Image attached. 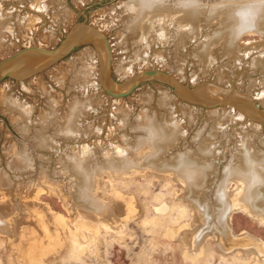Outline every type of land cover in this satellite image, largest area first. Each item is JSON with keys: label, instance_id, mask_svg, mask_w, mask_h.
I'll return each instance as SVG.
<instances>
[{"label": "rangeland", "instance_id": "rangeland-1", "mask_svg": "<svg viewBox=\"0 0 264 264\" xmlns=\"http://www.w3.org/2000/svg\"><path fill=\"white\" fill-rule=\"evenodd\" d=\"M158 1L170 7L172 15L185 5L181 0ZM198 1L199 5H192L202 10L203 17L196 35L183 37L188 21L176 17L170 23L153 25L151 34L141 40L142 32L132 27L129 9L136 0H0V65L32 46L57 49L75 27L88 24L109 40L112 89L124 87L141 71L160 70L183 88L194 91L208 84L231 90L264 111V22L259 29L249 23L239 33L237 57L226 54L221 42H211L210 62H201L197 56L208 33L221 27V20L209 16L213 7L224 3L233 20L234 14L247 11L249 18L248 8L260 11L264 0ZM97 52L95 43L85 41L41 70L0 83V201L7 203L0 202V264L262 263L256 248L246 242L247 238L264 242V221L242 208L250 204L249 191H244L246 201L243 197L240 204L229 207L226 197L232 201L236 193L241 194V181L230 177L225 185L220 184L229 167L239 163L244 142L249 151L264 153V123L241 116L230 103L203 106L186 102L167 81L156 77L143 79L126 97H110L101 87ZM257 59L263 64L255 66ZM77 101L82 103V111L72 124L78 132L62 134ZM14 102L29 111L28 115L23 117ZM214 110L226 117L217 122L216 131ZM150 118L179 128V139L158 155L160 162L171 160L172 164V159L186 152L196 157L198 145L210 138L215 150L206 161L211 166L208 178L189 167L183 174H173L174 170L171 174L136 172L147 167L148 150L157 144L150 133L137 128ZM45 138L48 142L43 144ZM123 154L127 171L93 172L91 185L83 189L85 181L75 169V161L118 163ZM201 180V186L196 184ZM188 183L199 188L193 194L214 212L204 215L188 199ZM259 188L256 205L264 208V185ZM79 189L82 195L76 198ZM217 193L226 203L223 211L215 200ZM88 200L93 204L90 208ZM119 204L118 219L110 220L108 212ZM225 211L231 212L230 219L223 217Z\"/></svg>", "mask_w": 264, "mask_h": 264}, {"label": "bare ground", "instance_id": "bare-ground-1", "mask_svg": "<svg viewBox=\"0 0 264 264\" xmlns=\"http://www.w3.org/2000/svg\"><path fill=\"white\" fill-rule=\"evenodd\" d=\"M42 2V1H41ZM44 2V1H43ZM182 4L185 3V5H181L177 10L179 14L176 15H172L173 10H169V8L163 4V3H159L158 0H136L135 5H129L130 6V10L132 12V17H131V23H132V27H134L135 29H138L140 32H142V38L141 40H144V38H146V36L148 34H151V31L153 29V25H157L159 23H161L162 25L169 22L170 20H172L173 18L177 19H187L188 24H185L184 27V34L182 35L183 37L185 35L187 36H192L194 33V35H196L198 33V28H199V23L202 22L201 17H203V13L201 12L202 10L199 9L198 6H194L192 5L193 3H196L197 5H199V1L198 0H181L180 1ZM225 4L223 3L222 5H218L216 7L212 8V11L209 13L210 18L213 19L217 18L219 20H221V27L217 30L212 31L210 34L208 33L209 37L206 40L205 43H203L202 45L199 46V48L197 49V56L199 57L201 62H207L211 60V55H210V50L211 48L210 45H212L214 43L217 42H221L223 45L222 50L228 54L230 57H237V55H239L238 53V47L236 45V38L239 37V33L241 31L244 30V28L246 27H250L249 24V18H248V11L242 13V15L239 16V13H237L236 15L234 14V20L232 18V15H230L229 12V8H225L224 6ZM221 7V8H219ZM128 9V10H129ZM3 17V16H2ZM1 17V18H2ZM129 18V17H128ZM201 19V20H200ZM204 21V20H203ZM0 22H2L0 20ZM219 22V21H218ZM264 22V4L262 6V8L260 9V14L258 15L257 19H256V23H255V29L256 28H260L261 24H263ZM5 23V22H4ZM3 24V23H2ZM205 25V24H204ZM2 25H0L1 27ZM76 28V27H75ZM257 29V30H258ZM196 30V31H195ZM263 30V29H262ZM8 31V30H7ZM137 31V30H136ZM92 38V37H91ZM146 40V39H145ZM93 43H95L97 50L99 53V58L102 59L103 53H102V45L100 43V41L98 39L92 38ZM185 41V40H184ZM180 42V41H179ZM214 45V44H213ZM249 46V45H248ZM46 58L42 57L38 54H34V53H30L28 55H26L18 64V68L16 70L15 76L17 77V79L19 78H23L26 75H30L33 72L36 71L37 68H39L40 65L44 64V62H46ZM208 63V62H207ZM261 64H263V61L260 59L255 60V66H260ZM81 71V70H80ZM83 71V70H82ZM85 71V70H84ZM85 74V73H84ZM88 75V74H87ZM130 82V81H129ZM112 86V85H111ZM122 87V86H121ZM112 88V87H111ZM118 88V87H117ZM179 92L185 93V91H183L182 89L179 90ZM262 95H264L263 93H261ZM262 97V96H261ZM85 98V97H84ZM190 98L192 99H197L199 101L205 102L207 105H211L214 106L215 104H217L218 102L222 101V100H227L230 102L231 106H233V108L237 109L238 113L241 116H246V117H251V118H255V119H261L262 117H264V111L263 114L257 113L254 108L252 107V105L249 102V99L244 97V96H240L238 93L236 92H232L231 90L229 91H225V90H221L217 87H212L208 84L205 85H201L197 90H194V92L192 93V95H190ZM78 100V99H77ZM163 102L165 103V99H163ZM11 103V102H10ZM15 103V102H14ZM81 104L79 101H77L74 106L71 109V114L69 115V118L66 122V125L64 128H62L60 130V133L62 134H74L78 132V127L76 126V124H72L73 122L75 123L76 121V116L77 114H80L81 110ZM87 104V103H86ZM16 106H18V109L20 111H22V116H27L28 113L27 111L24 109V107L22 105H19L18 103H15ZM168 105V104H167ZM227 105V104H226ZM17 108H15L14 110H16ZM13 111V110H12ZM214 114V120H215V127L212 128L216 131V125L220 122L223 121L226 117L223 114H219L217 113V110L213 111ZM21 117V116H20ZM48 117V116H47ZM17 118V117H16ZM19 120V119H18ZM38 120V119H37ZM48 120V119H47ZM36 122V121H35ZM62 122V121H61ZM218 122V123H217ZM20 123V122H18ZM79 123V122H78ZM47 124V123H46ZM43 126V125H41ZM79 126V125H78ZM179 126V125H178ZM26 127V126H25ZM46 127V126H45ZM81 128V126H80ZM137 128H142L143 130L147 131L148 133H150L153 136V142H157V144H153V146L151 147L150 151L148 150L146 159L145 161H148L147 167L145 165V167H143L142 169H138L136 172L139 173H143L145 172V170H153L156 173H172L174 170L176 173L173 174H179L177 172H182L185 173L187 172L186 169L189 168H195L197 170V172L203 176V178L205 177L208 178V173L211 172V166L206 163V161H209L207 159H209L210 157H212L214 151V147L211 148L210 144L208 141H210V138H206V140H203V143H201V145H198V150H197V154L196 157H193L192 153H181L179 159L174 158L172 159V164L170 162L168 163L167 161L164 162H160L158 161V155H160L162 152L166 151L167 147H169V144L174 143V141L176 142L177 138H178V132H179V128L177 126H174V123L171 122H159L157 123L156 120L154 118H150L148 120V122L144 125L142 124H137ZM44 131V130H43ZM24 132V131H23ZM146 132V133H147ZM140 134V133H139ZM143 134V133H142ZM216 134V133H215ZM41 135V134H40ZM210 137H213V134H208ZM180 136V135H179ZM203 136V135H202ZM244 136V135H243ZM147 137V136H146ZM181 137V136H180ZM51 139V138H50ZM179 139V138H178ZM248 141V140H247ZM48 141L47 139H42V143L46 144ZM264 142V141H263ZM137 143V142H136ZM142 144V143H141ZM212 144V142H211ZM129 145V144H128ZM144 145V144H143ZM40 146V145H39ZM45 146V145H44ZM52 146V145H51ZM114 146V145H113ZM139 146V144H138ZM215 146V145H214ZM115 147V146H114ZM141 147V146H140ZM148 147V146H147ZM174 147V146H173ZM249 147V146H248ZM47 148V147H46ZM116 148V147H115ZM139 148V147H138ZM144 148V147H143ZM146 148V147H145ZM242 149L243 151L240 153V159H239V163H237V165L235 164L234 166H230L228 169V172L226 174V176L222 179V182L220 184L221 185H225L226 182L228 181V179H230V177H234V178H238L241 181L242 184V192L241 194L236 193L232 199V201L226 197L227 199V205L230 207L232 206V204H240L241 201L247 200V197L245 198V190L249 191V197H251V201L250 204H248L249 206L251 205L252 208L248 207V205L244 204L243 205V209L249 213V215L253 218H258V219H262L264 221V208H261L259 206L256 205L257 201L259 200V198L261 197V192H259V187L260 185H264V153H260L259 152H252L249 151L246 148L245 142L242 144ZM9 150V149H8ZM80 150V149H79ZM90 150V149H89ZM133 150V149H132ZM136 150V149H135ZM215 150V149H214ZM77 151V150H76ZM87 151V150H86ZM85 151V152H86ZM91 151V150H90ZM121 151V150H120ZM144 151H146L144 149ZM241 151V149H240ZM254 151V150H253ZM10 152V151H9ZM84 152V151H83ZM147 152V151H146ZM193 152V151H192ZM7 153V152H6ZM165 153V152H164ZM26 154V153H25ZM24 154V155H25ZM84 154V153H83ZM108 154V153H106ZM194 154V153H193ZM30 155V154H29ZM92 155V152H91ZM97 156V155H96ZM108 156V155H107ZM140 156V155H139ZM120 157L125 158V154L121 155ZM100 158V157H99ZM120 160V159H119ZM143 160V159H141ZM155 161L156 164L153 162ZM233 161V160H232ZM89 161H85L84 159L80 160V161H75L74 163V167L75 169L78 171V174H80V176L84 179V185L82 186L83 189L85 186L91 185V181H92V173L93 172H97V171H106V170H110V172H124L127 171L125 170V166H126V160L124 159V161H119L118 163L112 162L111 160L105 161L104 163H100V164H91L88 163ZM133 162V161H132ZM141 163V161H140ZM91 164V165H90ZM125 164V165H124ZM155 164V165H153ZM70 165V164H69ZM68 165V166H69ZM149 165V166H148ZM138 166V164H137ZM186 167V168H184ZM182 168H184V170H181ZM223 170V169H222ZM46 172V171H45ZM44 172V173H45ZM70 172V171H69ZM73 172V171H72ZM4 173V172H3ZM75 173V172H74ZM73 173V174H74ZM130 173V171H129ZM129 173H127V175H130ZM146 173V172H145ZM125 174V173H124ZM132 174V173H131ZM189 174V173H188ZM107 175V173H106ZM144 175V174H143ZM225 175V174H224ZM135 176V175H134ZM147 176V175H145ZM158 176V175H157ZM161 176V175H159ZM221 176V173H220ZM223 176V175H222ZM221 176V177H222ZM111 177V176H110ZM118 177V176H117ZM130 177V176H129ZM171 177V176H170ZM160 178V177H159ZM263 178V179H262ZM77 179V178H76ZM113 179V178H112ZM131 179V178H130ZM157 179V177H156ZM176 179V178H175ZM219 179V177H218ZM41 180V179H40ZM44 180V179H43ZM55 180V179H54ZM80 180V179H79ZM120 180V179H119ZM124 180V179H123ZM129 180V179H128ZM192 182L193 179H191ZM104 181V180H103ZM172 181V180H171ZM207 181V180H206ZM130 182V181H129ZM202 182L204 181H196V184L199 183V185L201 186ZM209 182V181H208ZM103 183V182H102ZM236 183V182H235ZM217 184V183H216ZM232 184V183H231ZM104 185V184H103ZM180 185V184H179ZM204 185V184H203ZM202 185V186H203ZM245 185V187H244ZM75 186V185H74ZM77 186V185H76ZM181 186V185H180ZM194 186V185H193ZM196 186V185H195ZM217 186V185H216ZM46 187V186H44ZM88 188V187H87ZM182 188V187H181ZM180 188V190H181ZM235 188V187H234ZM259 188V189H258ZM52 189V188H51ZM196 189H199L198 187H196ZM229 189V188H228ZM59 190V189H58ZM179 190V192H180ZM236 190V189H235ZM263 190V189H262ZM55 191V189H54ZM113 191V190H112ZM182 191V190H181ZM191 191V190H190ZM190 191L188 190V199H190ZM103 192V189H102ZM118 192V191H117ZM193 193L195 191H192ZM199 191H197L198 193ZM221 192V191H220ZM227 192V191H226ZM57 193V192H55ZM86 193V192H85ZM106 193H108L106 191ZM120 193V192H118ZM185 193V192H184ZM216 193V192H215ZM111 194V193H110ZM196 194V192H195ZM194 194V195H195ZM202 194V193H201ZM75 195V194H74ZM78 195L81 196V189H79L78 191ZM88 196V195H87ZM196 196V195H195ZM227 196V194H226ZM122 197V196H121ZM129 197V196H128ZM221 196H218L217 193V198L215 199L216 202L219 204V206L224 207L225 206V201H222ZM73 198V197H72ZM90 198V197H89ZM117 198V197H116ZM125 198V196L123 197ZM75 199V198H74ZM128 199V198H127ZM126 199V200H127ZM179 199V198H178ZM87 200V199H86ZM191 202L197 206L200 210H202V212L205 214H207V211H212L210 210L211 208L209 206H207V202H202L199 200L198 197L196 198H191L190 199ZM2 203L5 202L4 200H1ZM0 201V202H1ZM63 201V200H62ZM6 203V202H5ZM97 203V202H96ZM116 203V202H115ZM120 203V202H119ZM7 204V203H6ZM83 204V203H80ZM90 204V205H88ZM88 206L89 208L92 207V202H90L88 200ZM113 204V203H112ZM123 204V203H122ZM84 205V204H83ZM75 206V205H74ZM87 206V207H88ZM112 206V205H111ZM130 206V205H129ZM12 207V206H10ZM9 207V208H10ZM86 207V206H85ZM116 207V206H115ZM114 207V208H115ZM122 207V206H121ZM190 207V206H189ZM216 207V206H215ZM20 208V207H19ZM27 208V207H26ZM101 208V207H100ZM113 208V206L111 207ZM119 208V207H118ZM80 209V208H79ZM128 209V207H127ZM134 209V208H133ZM132 209V210H133ZM160 210H163V208H159ZM194 209V208H193ZM192 209V210H193ZM230 210V209H228ZM21 211V210H20ZM27 211V209H26ZM85 211V210H84ZM113 211V210H112ZM117 211V210H116ZM128 211H131V209H129ZM223 211V208H222ZM0 212L1 208H0ZM14 212V211H13ZM12 212V213H13ZM24 212V211H23ZM88 212V211H87ZM91 212V211H90ZM118 212V211H117ZM198 212V211H197ZM214 212V211H212ZM240 212V211H239ZM10 213V212H9ZM10 213V214H12ZM48 213V212H47ZM50 213V212H49ZM124 213V212H122ZM133 213V212H132ZM196 213V212H195ZM211 213V212H210ZM230 211H225L223 212V217L227 220L228 218L230 219ZM91 214V213H90ZM95 214V213H94ZM102 214V213H101ZM213 214V213H212ZM52 215V214H51ZM80 215V214H79ZM97 215V214H95ZM124 215V214H123ZM128 215V213H127ZM202 215V214H201ZM200 215V217H201ZM220 215V214H219ZM103 216V215H102ZM195 216V215H194ZM215 216V215H214ZM230 216V217H229ZM83 217V216H82ZM96 217V216H95ZM129 217V216H128ZM131 217V216H130ZM218 217V216H217ZM2 218V217H1ZM11 218V217H10ZM46 218V217H45ZM206 218V217H205ZM204 218V220H205ZM220 218V217H219ZM108 218H106L107 220ZM125 219V218H124ZM10 220V219H9ZM44 220V219H43ZM88 220V219H87ZM120 220V219H119ZM222 220V219H220ZM109 221V220H108ZM7 222V221H6ZM49 222V221H48ZM47 222V223H48ZM53 222V221H52ZM71 222V221H70ZM112 222V221H111ZM220 222V221H219ZM223 222V221H222ZM230 222V221H229ZM51 223V222H50ZM69 223V222H68ZM113 223V222H112ZM22 224V223H21ZM25 224V222L23 223ZM108 224V222H107ZM111 224V223H110ZM200 224V223H199ZM5 225V224H4ZM121 225V224H120ZM223 225V224H222ZM230 225V224H229ZM263 225V224H262ZM45 226V225H44ZM58 226V225H57ZM71 226V225H70ZM199 226V225H198ZM232 226V225H231ZM7 227V226H6ZM24 227V226H23ZM48 227V225H47ZM111 227V226H110ZM112 227H114L112 225ZM111 227V228H112ZM42 230V227H40ZM116 228V227H114ZM198 228V227H197ZM210 228V227H209ZM23 229V228H21ZM51 229V228H50ZM49 229V230H50ZM203 229V228H202ZM7 230V229H5ZM23 229V233H24ZM52 230V229H51ZM74 230V229H72ZM214 230V229H213ZM222 230V229H221ZM233 230V229H232ZM12 231V230H11ZM10 231V232H11ZM201 231V230H200ZM47 232V231H46ZM54 232V231H53ZM57 232V231H56ZM69 232V231H68ZM22 233V234H23ZM26 233V232H25ZM24 233V234H25ZM58 233V232H57ZM75 233V232H74ZM199 233V231H198ZM27 234V233H26ZM203 234V233H202ZM201 234V235H202ZM217 234V233H215ZM249 234V233H248ZM13 235V234H12ZM49 235V233H48ZM47 235V236H48ZM206 235V234H205ZM203 235V236H205ZM45 236V235H44ZM46 236V237H47ZM76 236V235H75ZM231 237V235H229ZM235 236V235H234ZM202 237V236H201ZM209 237V236H208ZM219 238V237H218ZM206 239V238H205ZM260 239V238H259ZM48 240V239H47ZM59 240V239H58ZM228 238H226L225 236V242L229 243V241H227ZM14 242V241H13ZM198 242V241H197ZM247 244L249 245H253L257 252L259 253L260 257L263 259L262 263H258V264H264V242L263 241H258V240H254V239H250L247 238L246 239ZM216 243V242H215ZM24 246V245H23ZM194 246V245H193ZM205 246V245H204ZM222 246V245H221ZM200 247V246H199ZM24 249V248H23ZM56 249V248H55ZM246 249V248H245ZM193 250V249H192ZM247 250V249H246ZM24 251V250H23ZM240 252V251H239ZM251 252V251H250ZM23 253V252H22ZM51 253V252H50ZM195 253V252H194ZM221 254L222 251L220 252ZM200 254V253H199ZM196 255V254H195ZM257 259V258H256Z\"/></svg>", "mask_w": 264, "mask_h": 264}, {"label": "water", "instance_id": "water-1", "mask_svg": "<svg viewBox=\"0 0 264 264\" xmlns=\"http://www.w3.org/2000/svg\"><path fill=\"white\" fill-rule=\"evenodd\" d=\"M91 37L98 39L102 45L103 56H102V59L100 58V62H101L100 83H101L102 89L110 97H114V98L126 97L130 95L137 88V86L140 84V82L143 79L149 78V77H156V78H160V79L167 81L171 85L176 95L182 100L186 102L202 104L203 106H211V105H207L205 102L190 98V95H192L194 91H192L189 88H183L170 75L160 70L141 71L134 78H132L130 82L124 87H121L118 89H112L111 88L112 50L110 47L109 40L107 36L101 30L91 25H88V24L78 25L72 31V33L67 37L66 41L57 49L46 50V49H41L37 46H32L29 48H25L19 51L18 53H16L13 57H10L8 60H6L4 63L0 65V83L8 77H16L15 73L18 68V64L26 55L30 53H34L42 57H45L47 59L46 62H44V64L40 65L39 68L36 69V71H38V70L45 68L49 64H52L54 61L68 55L73 50H75L77 47H79L81 43H84L85 41H92ZM181 89L185 91V93L181 94V92H179V90ZM249 102L257 113L263 114V111H261L258 108V106L253 100L249 99ZM224 103L229 104L230 102L227 100H222L218 102L217 104H215L214 106L221 105ZM251 119L264 123V117H262L261 119H255V118H251ZM176 158L179 159L180 156H177ZM118 159H121L122 161L124 158L119 157ZM194 188L196 187L193 186L192 183H188V190L189 191L191 190L190 197L193 199L197 197L192 192L194 191ZM75 197L76 198L79 197L78 193L75 195Z\"/></svg>", "mask_w": 264, "mask_h": 264}, {"label": "clouds", "instance_id": "clouds-1", "mask_svg": "<svg viewBox=\"0 0 264 264\" xmlns=\"http://www.w3.org/2000/svg\"><path fill=\"white\" fill-rule=\"evenodd\" d=\"M249 12H250V16H249V23L252 24L253 26L256 23V19L258 17V15L260 14L259 10L253 9V8H248Z\"/></svg>", "mask_w": 264, "mask_h": 264}, {"label": "crops", "instance_id": "crops-1", "mask_svg": "<svg viewBox=\"0 0 264 264\" xmlns=\"http://www.w3.org/2000/svg\"><path fill=\"white\" fill-rule=\"evenodd\" d=\"M120 206V204L119 205H117L116 206V208L113 210V211H109L108 212V216L110 217V220H115V219H118V217H116L115 216V214H116V210L118 209V207ZM45 214V213H44ZM106 215H107V213H106ZM45 217H47V215H45ZM44 218V217H43ZM44 219H46V218H44Z\"/></svg>", "mask_w": 264, "mask_h": 264}]
</instances>
